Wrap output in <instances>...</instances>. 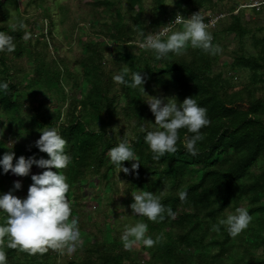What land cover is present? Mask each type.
Here are the masks:
<instances>
[{
    "label": "trees",
    "instance_id": "1",
    "mask_svg": "<svg viewBox=\"0 0 264 264\" xmlns=\"http://www.w3.org/2000/svg\"><path fill=\"white\" fill-rule=\"evenodd\" d=\"M26 1V7L34 10V20L26 18L25 8L12 21L10 8L17 9L19 1L0 0V31L12 35L16 44L14 52H0V81L9 84L8 91L0 93V128L4 129L0 158L9 151L15 152L13 163L20 156L49 158L35 142L46 127H56L68 141L65 151L71 162L64 169L52 170L63 173L70 185L66 197L75 203L71 214L79 210L81 184L91 182L94 198H101L108 188L112 202L127 209L130 224L147 223L146 235L160 240L152 247L142 245L147 259L140 262L130 249L120 246L121 229L116 226L111 230L110 243L78 242L64 261H59V250L31 253L8 248L5 239L2 247L7 264H230V257L238 264H264V236L260 235L264 228V41L258 43L255 56H246L242 40L248 30L238 15H230L225 32L239 40L230 76L239 71L249 73L248 81L236 87L231 77L213 73L217 55L189 44L185 54L170 53L157 60L151 50L140 47L141 33L156 34L174 19L164 0H151L148 22L143 18L144 0ZM220 1L177 0L189 8L188 13H182L185 18ZM18 19L26 29L17 26ZM36 28L41 30L39 37L34 36ZM174 29L182 30V23ZM26 32L30 33L27 40ZM210 33L214 44L217 34ZM129 48L138 51V60L127 52ZM24 62L30 64L28 76ZM125 67L129 80L131 73H141L149 96L176 98L178 103L193 97L207 109L211 122L200 130L203 139L196 146V155L184 146L186 137L194 134L181 128L177 151L153 159L145 134L139 131L141 124L152 130L146 122L155 123L146 103L149 97L139 88L113 80V75ZM74 92L79 97L70 100L69 93ZM39 93L46 98L54 96L55 108L48 109L38 101ZM119 114L132 123L133 138L126 140L140 163L132 170L136 161L123 162L129 169L128 173L121 171L123 189L115 182L117 167L107 155L120 142L115 133ZM43 171L34 164L27 176H18L11 171L5 174L0 168V193L13 190L17 181L31 185V176ZM139 190L160 196L165 208L176 213L175 218L167 212L157 221L133 216L130 205ZM180 191L188 193L183 201ZM241 203L252 216L245 230L235 237L224 226L213 230L219 219ZM5 222L6 214L0 212V224ZM94 224L99 228L97 222Z\"/></svg>",
    "mask_w": 264,
    "mask_h": 264
},
{
    "label": "clouds",
    "instance_id": "2",
    "mask_svg": "<svg viewBox=\"0 0 264 264\" xmlns=\"http://www.w3.org/2000/svg\"><path fill=\"white\" fill-rule=\"evenodd\" d=\"M174 23H182V30H173ZM21 29L26 25L23 20L17 21ZM167 34V35H166ZM166 35V39L163 38ZM139 42L141 48L153 52L157 60L167 58L170 53L183 55L190 44L194 49H202L210 55H216L222 51L218 45L212 43L213 37L208 31V24L200 12L194 13L190 18L177 14L175 21L163 26L156 34L148 33ZM30 33H25L27 40ZM16 49L14 37L4 31H0V52L12 53ZM107 56V55H106ZM129 74L127 67L113 75V80L130 88H139L142 93L149 97L146 102L155 117V123L146 122L153 126L150 130L141 124L139 131L144 133V140L154 153L153 159L159 160L165 153L177 151L176 145L179 139L178 130L187 128L188 132L194 135L186 137L184 146L191 155L197 154V144L203 139L201 129L210 124L207 117V109L198 105L193 97H187L182 103L176 98H160L149 96L144 89V78L140 72L131 73L130 80L126 77ZM9 84L0 81V93L7 92ZM4 135V129L0 128V138ZM68 141L62 137L56 127H46L41 131L40 138L35 146L49 158L36 159L35 157L25 158L20 156L15 160V152H6L0 158V168L3 173L11 171L18 176H27L35 164L45 169L41 174L31 176L33 183L28 189L26 198H18L14 191L21 188L19 181L14 183V189L8 193H0V212L6 214V222L0 224V264H7V253L2 245L7 239V247L20 249L22 251L45 252L49 248L66 251L71 254L76 250L80 239L78 221L75 218L69 222L71 206L66 194L70 185L66 182V176L52 169H64L71 162V156L65 151ZM110 162L120 172L128 173L129 169L123 166L125 161H136L132 164V170L139 166L133 147L128 140L121 138L120 142L109 149L107 153ZM181 201L187 198L186 191L178 193ZM134 202L130 205L133 216L147 217L151 221L163 220L164 213L175 218L176 213L161 203V197L149 191H138L133 195ZM252 220V216L245 207H238L234 212L229 213L226 218H221L213 230L220 231L224 226L230 236H237L245 230ZM147 223L138 221L126 225L121 235L125 249H131L137 243L152 247L160 237L153 239L146 235Z\"/></svg>",
    "mask_w": 264,
    "mask_h": 264
},
{
    "label": "rangeland",
    "instance_id": "3",
    "mask_svg": "<svg viewBox=\"0 0 264 264\" xmlns=\"http://www.w3.org/2000/svg\"><path fill=\"white\" fill-rule=\"evenodd\" d=\"M19 7L16 9L14 7L10 8L11 20L16 19V15L19 11L26 8V13L28 16L26 18L31 21L35 19L34 10L30 7H26V0H18ZM151 0H144L142 6L144 9V20L146 22L151 19ZM164 7L168 12L174 14L175 21L177 14L182 15V13H188V7H182L177 0H164ZM233 11V12H232ZM198 12L201 13L205 18V22L208 24V31L216 33L217 37L214 41V45H218L222 51L217 55L216 63L213 66V73H221L224 78L231 77V83L234 86H239L248 81L249 73L248 71H239L236 73L235 77L233 73H230V64L232 63L234 57L239 53V40L234 35H228L225 31L231 23L230 15H238L241 25L248 30V33L244 36L242 43L244 47V54L246 56H255L258 51V43L264 41V0H221L216 6L210 9H202ZM170 22V23H171ZM177 23H174L176 25ZM87 26V25H86ZM26 29V28H25ZM177 30V29H174ZM86 31V29H84ZM34 36L39 37L41 30L36 28L33 30ZM76 50V48H74ZM127 52L138 60V51L135 48H129ZM70 56V54H68ZM25 66V76H28L30 72V64L24 62ZM78 93V92H77ZM76 92L69 93V99H78ZM38 101H41L43 105L48 109L55 108L54 96L51 98H46L44 94H36ZM23 113H27L26 109H23ZM116 139L121 138L132 139L133 130L132 123L127 122L119 114L116 118ZM260 166V165H259ZM258 167V166H257ZM256 167V169H257ZM258 173V170H255ZM115 182L119 189H123L124 181L121 176L120 170L116 169ZM30 184L28 182H21V188L14 191V194L18 198H26L28 194ZM94 184L83 182L81 184V202L77 209V213L71 214L72 218L77 219L82 226L79 227L80 239L79 243L93 242V241H104L107 243L111 242V237L113 233L111 232L114 226L121 229L120 232V246L124 248L123 242L121 240V235L125 229L126 225H130L131 221L128 217L127 209L118 205V203L112 202V198L108 193V188L103 190L101 198H94L92 196V188ZM71 207H75V203L70 202ZM241 207L244 204L241 203ZM227 213L224 215L226 218ZM71 222V220H69ZM95 222L99 225V228L95 227ZM252 221L250 222V224ZM249 224V225H250ZM261 224V223H257ZM260 227V225H259ZM260 235L264 236V228L261 230ZM142 243H137L130 250L133 254H136L138 261L144 262L147 259V255L142 251ZM69 255L66 249L59 250V261H64ZM241 254L239 253L240 257ZM230 264H238V261L232 260L230 257Z\"/></svg>",
    "mask_w": 264,
    "mask_h": 264
}]
</instances>
